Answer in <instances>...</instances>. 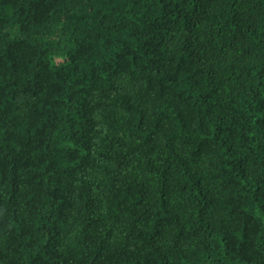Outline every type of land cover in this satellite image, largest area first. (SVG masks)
Returning a JSON list of instances; mask_svg holds the SVG:
<instances>
[{
  "label": "trees",
  "instance_id": "trees-1",
  "mask_svg": "<svg viewBox=\"0 0 264 264\" xmlns=\"http://www.w3.org/2000/svg\"><path fill=\"white\" fill-rule=\"evenodd\" d=\"M0 264H264V0H0Z\"/></svg>",
  "mask_w": 264,
  "mask_h": 264
},
{
  "label": "rangeland",
  "instance_id": "rangeland-1",
  "mask_svg": "<svg viewBox=\"0 0 264 264\" xmlns=\"http://www.w3.org/2000/svg\"><path fill=\"white\" fill-rule=\"evenodd\" d=\"M62 60V59H61ZM58 61V60H57Z\"/></svg>",
  "mask_w": 264,
  "mask_h": 264
}]
</instances>
